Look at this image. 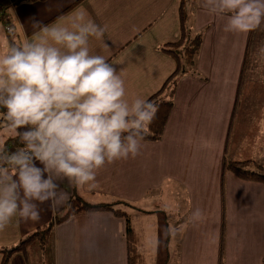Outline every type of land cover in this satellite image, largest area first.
<instances>
[{"label":"crops","instance_id":"1","mask_svg":"<svg viewBox=\"0 0 264 264\" xmlns=\"http://www.w3.org/2000/svg\"><path fill=\"white\" fill-rule=\"evenodd\" d=\"M76 1H15L9 8L10 25L17 39H31L34 22L44 24ZM192 7L191 16L205 20L203 44L195 66L179 80L162 139L143 140L135 158L106 164L97 173L95 188L70 186L66 179L58 183L68 199L76 194L95 203L130 202L132 206H121L131 211L140 237L149 227L155 238V232L160 236L168 229L167 215H178L172 225L180 231L171 249L174 257H168L171 264H221L222 242L223 264H263L264 182L241 179L225 171L224 163L253 160L264 165V23L255 29L251 43L253 30L226 33V18L210 13L203 0H194ZM80 9L107 25L101 40L90 38V47L122 71L129 102L147 100L175 71L174 58L161 46L179 38L180 0H82L47 25L67 23ZM0 25L6 29L3 21ZM247 43L256 57L245 63ZM10 140L15 143L17 138L6 146ZM37 166L42 167L38 161ZM38 206V220L16 217L0 231V246L17 244L67 211V203L56 211L50 202ZM197 209L200 219L193 216ZM127 245L126 219L94 211L59 223L50 251L53 264H128ZM2 260L0 253V264ZM9 264L27 261L17 252Z\"/></svg>","mask_w":264,"mask_h":264},{"label":"clouds","instance_id":"2","mask_svg":"<svg viewBox=\"0 0 264 264\" xmlns=\"http://www.w3.org/2000/svg\"><path fill=\"white\" fill-rule=\"evenodd\" d=\"M203 7L226 18V33L264 23V0H203ZM32 27L31 39H17L14 26L0 25V128L23 144L11 151L0 137V231L16 217L38 220V204L62 208L68 193L59 181L97 187L106 164L140 154L158 111L140 97L129 102L122 71L93 54L90 38L101 40L107 25L86 10L67 23ZM167 231L180 229L169 224Z\"/></svg>","mask_w":264,"mask_h":264},{"label":"trees","instance_id":"3","mask_svg":"<svg viewBox=\"0 0 264 264\" xmlns=\"http://www.w3.org/2000/svg\"><path fill=\"white\" fill-rule=\"evenodd\" d=\"M15 1L18 3L24 0ZM81 1L82 0H77L59 15L44 23V25H47L60 15L73 9ZM193 3L194 0H180L181 28L179 38L176 41L164 43L161 46L162 51L174 58L176 62V69L167 78L163 86L147 99L148 101L154 102L158 105V111L154 120L149 125V133L145 136L144 140L158 141L162 139L167 127V122L174 107V96L179 80L182 78V76L187 75L195 66L198 55L201 51L203 44V33L193 35L191 33V28H188V22L191 19L190 10ZM0 21H3V19H0ZM4 111H6V109H4ZM15 144L18 147L23 146V144L20 143L18 137ZM13 148H15V146H10L9 150L12 151ZM224 170L230 171L244 180L264 182V165H261L253 160H226L224 163ZM121 205L132 206L130 202L121 199H116L112 203L89 202L81 196L74 194L67 201V211L64 215L55 216L48 223L39 226L32 233L23 237L17 244L0 246V253L3 255L1 264H9L11 257L17 252H20L25 256L27 264H53L50 245L55 227L73 215L82 212L94 211H109L118 217H124L126 219L128 239L127 263L145 264V255L142 249L141 237L132 224L130 214L125 209H123ZM222 239L224 240V234ZM222 254L221 264H223Z\"/></svg>","mask_w":264,"mask_h":264},{"label":"rangeland","instance_id":"4","mask_svg":"<svg viewBox=\"0 0 264 264\" xmlns=\"http://www.w3.org/2000/svg\"><path fill=\"white\" fill-rule=\"evenodd\" d=\"M9 1L10 0H7L6 2L9 3ZM37 1L40 2L42 0H37ZM2 5H4V4H2ZM8 13H9V17H10L11 15H10L9 10H8ZM191 14L193 15V7L191 8ZM189 22H188V26H189V24H191V29H192L191 33L193 35L204 32L203 25L205 23V20H203L202 16H191V19L189 20ZM254 31L255 30H253V34L251 36V43H253L252 39H254L253 38L254 33L256 35V32H254ZM255 35H254V37H255ZM247 47H248L249 52L247 51ZM251 47H252V44L248 45V43H247V46L245 47L244 55H243V61L245 63L250 62L251 59L256 57V56L252 57V54L250 53ZM254 52L257 54L260 53L259 52V45H256V47H254ZM250 57H251V59H250ZM25 130H27V128L18 129V131H21V132H23ZM0 137L3 138L5 145H6L7 141L9 139H11V134L6 133L5 129L0 128ZM11 142H12V140L9 141V145H7L8 148L10 146L11 147L15 146V148L18 147L15 144L16 142L15 143H13V142L11 143ZM15 148L13 150H15ZM124 207L126 208L125 210L127 211L128 207H126V206H124ZM128 212L130 214L131 211H128ZM177 217H178V215L174 214L173 212L169 213L167 215V219H169V224L173 225V222H175V220H176L175 218H177ZM155 235H156L157 241H156L155 236H153L150 227L142 230L141 240H142V249H143V252L145 255V264H171L168 260V257H170V256L174 257V254L172 253L171 249L173 248V242L176 241V239H178L179 234L178 233L172 234V238H173L172 239L171 235L168 233L167 229H165L164 233L160 234V236H159V234H157V232H155ZM175 236H176V239H174ZM206 242H207V240H206ZM176 245H177V243H176ZM208 245H209V255H210V251H211V241L210 240L208 241Z\"/></svg>","mask_w":264,"mask_h":264},{"label":"built area","instance_id":"5","mask_svg":"<svg viewBox=\"0 0 264 264\" xmlns=\"http://www.w3.org/2000/svg\"><path fill=\"white\" fill-rule=\"evenodd\" d=\"M14 5H15L14 0H10L9 3L4 4V5L0 4V19H3V21L5 22L6 29L8 26H11L8 10H9V8L14 7ZM13 149H12V151H14Z\"/></svg>","mask_w":264,"mask_h":264}]
</instances>
